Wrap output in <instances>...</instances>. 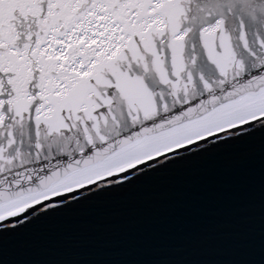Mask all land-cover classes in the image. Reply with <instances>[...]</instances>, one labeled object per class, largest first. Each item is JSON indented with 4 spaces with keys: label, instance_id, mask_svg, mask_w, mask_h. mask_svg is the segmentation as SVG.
<instances>
[{
    "label": "snow or ice",
    "instance_id": "snow-or-ice-1",
    "mask_svg": "<svg viewBox=\"0 0 264 264\" xmlns=\"http://www.w3.org/2000/svg\"><path fill=\"white\" fill-rule=\"evenodd\" d=\"M261 118L264 0H0V221Z\"/></svg>",
    "mask_w": 264,
    "mask_h": 264
},
{
    "label": "water",
    "instance_id": "water-1",
    "mask_svg": "<svg viewBox=\"0 0 264 264\" xmlns=\"http://www.w3.org/2000/svg\"><path fill=\"white\" fill-rule=\"evenodd\" d=\"M0 264H264V118L0 221Z\"/></svg>",
    "mask_w": 264,
    "mask_h": 264
}]
</instances>
